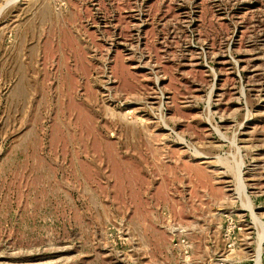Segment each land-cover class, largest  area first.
<instances>
[{
	"label": "rangeland",
	"instance_id": "1",
	"mask_svg": "<svg viewBox=\"0 0 264 264\" xmlns=\"http://www.w3.org/2000/svg\"><path fill=\"white\" fill-rule=\"evenodd\" d=\"M1 7L0 264H264V0Z\"/></svg>",
	"mask_w": 264,
	"mask_h": 264
},
{
	"label": "water",
	"instance_id": "2",
	"mask_svg": "<svg viewBox=\"0 0 264 264\" xmlns=\"http://www.w3.org/2000/svg\"><path fill=\"white\" fill-rule=\"evenodd\" d=\"M3 7H4V6H3ZM3 7L0 8V11H1V9H2Z\"/></svg>",
	"mask_w": 264,
	"mask_h": 264
}]
</instances>
